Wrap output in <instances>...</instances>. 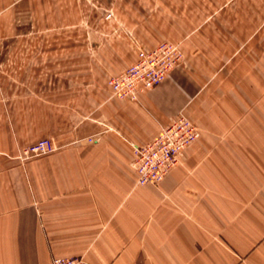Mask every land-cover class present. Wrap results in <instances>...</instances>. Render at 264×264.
Instances as JSON below:
<instances>
[{"label":"crops","instance_id":"0c3cea01","mask_svg":"<svg viewBox=\"0 0 264 264\" xmlns=\"http://www.w3.org/2000/svg\"><path fill=\"white\" fill-rule=\"evenodd\" d=\"M5 7L0 0V16ZM93 36L94 43L73 45V65L63 58L64 70L81 73L80 82L49 78V99L29 93L19 108L38 123H28L32 134L51 138L55 150L28 161L0 156V264H51L58 257L264 264V129L233 127L224 111L206 110L194 99L198 70L190 62L137 101L113 98L110 75L132 65L137 50L129 43L92 59L87 47L100 48L103 39ZM140 42L137 49L153 47ZM181 111L202 122L201 138L161 183L138 185L134 147ZM91 135L99 140L88 145Z\"/></svg>","mask_w":264,"mask_h":264},{"label":"rangeland","instance_id":"374dc122","mask_svg":"<svg viewBox=\"0 0 264 264\" xmlns=\"http://www.w3.org/2000/svg\"><path fill=\"white\" fill-rule=\"evenodd\" d=\"M3 31L6 38L0 39V148L16 152H0L2 157L28 161L45 156L27 154L31 146L51 138L33 135L28 123H38L19 108L29 103V93L39 101L49 99V78L80 82L81 73L64 70L68 65L63 58L69 57L73 65V45L94 43V34L103 39L100 48L87 47L92 59L97 54L107 57L111 50L129 43L138 53L140 40L153 47L166 42L176 45L182 60L174 70L185 67L187 62L198 70L194 99L204 100L206 110L213 106L215 112L224 111L232 118L233 127L264 129V0H6L0 16V33ZM75 33L85 36L72 35ZM108 34L116 39L108 40ZM126 68L110 75L109 81ZM111 94L120 99L112 90ZM238 99H244V103ZM179 114L197 126L200 134L194 142L199 140L202 122L185 111ZM92 136L86 138V144H94L89 140ZM191 144L182 150L176 165L162 180L153 184L139 183L134 153L137 184L161 183L181 163Z\"/></svg>","mask_w":264,"mask_h":264},{"label":"built area","instance_id":"2783aa9c","mask_svg":"<svg viewBox=\"0 0 264 264\" xmlns=\"http://www.w3.org/2000/svg\"><path fill=\"white\" fill-rule=\"evenodd\" d=\"M182 54L178 47L166 42L150 49L138 50L136 61L121 73L111 77L109 85L114 96L121 100L137 101L140 95L161 85L179 66ZM197 126L184 114L178 117L150 142L134 149V166L139 183H157L174 167L182 150L199 138ZM91 143L98 139L89 138ZM54 150L50 140L31 146L26 152L31 156H43ZM173 159V160H172ZM168 169V170H166ZM166 170V171H164ZM52 264H88L81 257L56 258Z\"/></svg>","mask_w":264,"mask_h":264}]
</instances>
